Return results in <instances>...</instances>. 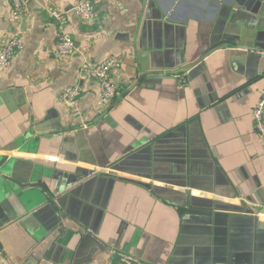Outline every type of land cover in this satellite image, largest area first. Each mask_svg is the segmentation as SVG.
I'll list each match as a JSON object with an SVG mask.
<instances>
[{
    "label": "crops",
    "instance_id": "crops-1",
    "mask_svg": "<svg viewBox=\"0 0 264 264\" xmlns=\"http://www.w3.org/2000/svg\"><path fill=\"white\" fill-rule=\"evenodd\" d=\"M75 1L27 0L18 25L0 0V49L25 42L0 73V178L29 183L0 204V264H264V0H88L62 57L52 14ZM110 57L104 105L79 71Z\"/></svg>",
    "mask_w": 264,
    "mask_h": 264
},
{
    "label": "built area",
    "instance_id": "built-area-1",
    "mask_svg": "<svg viewBox=\"0 0 264 264\" xmlns=\"http://www.w3.org/2000/svg\"><path fill=\"white\" fill-rule=\"evenodd\" d=\"M12 1V20L16 24H21L27 14V0ZM74 13L81 21L89 22L94 18L92 5L88 0H76L69 12L53 13L59 33V44L57 53L62 56H71L75 53V43L69 35L67 28L69 25L68 14ZM24 32L20 29L16 31L10 41L0 49V73L9 69L18 54L24 49ZM122 62L117 58L110 57L99 64H86L79 71V79L86 82H96L101 88V101L104 105H111L118 96V87L111 80V72L121 68ZM81 95L80 86H69L61 94V101L67 106H73ZM253 121L255 131L262 141L264 148V91L259 102L253 111ZM3 257V250L0 247V260ZM129 258H125L126 263Z\"/></svg>",
    "mask_w": 264,
    "mask_h": 264
},
{
    "label": "water",
    "instance_id": "water-1",
    "mask_svg": "<svg viewBox=\"0 0 264 264\" xmlns=\"http://www.w3.org/2000/svg\"><path fill=\"white\" fill-rule=\"evenodd\" d=\"M251 50H256L258 51L256 48L255 49H251ZM196 64H192V65H188L186 67H183L181 69H179L178 71H174V72H168V73H159V72H149V69L147 68H143V73L142 75L139 76V82L140 81H144V79H162L165 76H176L182 73H185L187 71H190L194 66H196ZM12 172H10V169H1V174L3 175L2 178H0V204L4 203V202H8L10 199L14 198L13 195L15 196L16 194H20L22 193V196L26 195L24 191H22L23 188L27 187L29 185V183H27L26 181H20V183L17 181V179H15L13 177V175L11 174ZM29 198L32 199V201H29L28 204H25V208L26 210H28V213L30 214H35L36 212H38L39 210H42L45 208V205L41 208L38 209L36 207V203H37V199L36 202L34 204V200L31 196H28ZM54 204L56 207L58 206V204L56 203L55 200L51 199V202H47L46 204ZM33 204V206H31ZM35 205V206H34ZM47 205V206H49ZM58 209V207H57ZM59 211V209H58ZM60 215H63L62 211H59ZM138 260L135 258H129L128 259V263H133L136 264Z\"/></svg>",
    "mask_w": 264,
    "mask_h": 264
}]
</instances>
